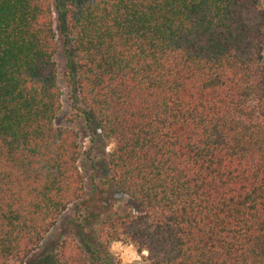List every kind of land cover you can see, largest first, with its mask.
<instances>
[{
  "label": "trees",
  "instance_id": "trees-1",
  "mask_svg": "<svg viewBox=\"0 0 264 264\" xmlns=\"http://www.w3.org/2000/svg\"><path fill=\"white\" fill-rule=\"evenodd\" d=\"M59 27L58 37L56 25ZM115 147L122 213L85 203L84 146L62 113ZM264 264V0H0V264Z\"/></svg>",
  "mask_w": 264,
  "mask_h": 264
},
{
  "label": "rangeland",
  "instance_id": "rangeland-1",
  "mask_svg": "<svg viewBox=\"0 0 264 264\" xmlns=\"http://www.w3.org/2000/svg\"><path fill=\"white\" fill-rule=\"evenodd\" d=\"M58 37L59 27L56 25ZM63 44L60 41V52L57 57L59 70L60 86L62 90V113L56 124L62 127H68L70 120L74 119L73 127L76 128L82 137L84 146V155L80 161V169L86 182V202L90 203L95 213L118 212L122 213L127 208V199L122 195L109 189L105 183L108 177V154L114 149L115 145L106 141L100 133H93L85 121L77 116V104L74 103L75 88L72 83L71 74L68 69L67 59L62 51ZM88 204H78L71 206L64 217L57 223L46 239L43 247L35 254L33 259L25 264H35L41 260L44 252L50 250L54 243L60 238L69 237L68 223L82 208ZM109 251L115 263L119 264H147V253L140 254L133 245L120 242L112 243Z\"/></svg>",
  "mask_w": 264,
  "mask_h": 264
}]
</instances>
